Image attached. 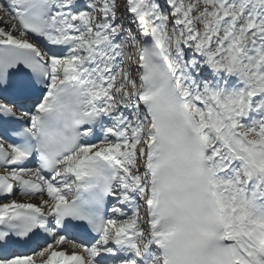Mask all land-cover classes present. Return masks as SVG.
Listing matches in <instances>:
<instances>
[{
  "label": "snow or ice",
  "instance_id": "6c2138e0",
  "mask_svg": "<svg viewBox=\"0 0 264 264\" xmlns=\"http://www.w3.org/2000/svg\"><path fill=\"white\" fill-rule=\"evenodd\" d=\"M0 264H264V0H0Z\"/></svg>",
  "mask_w": 264,
  "mask_h": 264
}]
</instances>
